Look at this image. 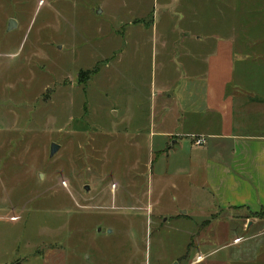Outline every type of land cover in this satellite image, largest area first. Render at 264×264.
I'll return each mask as SVG.
<instances>
[{
	"label": "rangeland",
	"instance_id": "obj_1",
	"mask_svg": "<svg viewBox=\"0 0 264 264\" xmlns=\"http://www.w3.org/2000/svg\"><path fill=\"white\" fill-rule=\"evenodd\" d=\"M36 1L0 0V264H192L209 242L217 251L201 264H264V232L229 247L244 235L230 214L217 216L216 230L207 216L197 221L201 230L192 225L185 235L177 217L162 213L193 192L174 175L161 182L162 162L154 159L165 151L148 164L145 97L161 72L152 68L150 46H135L138 35L126 33L124 48L125 39L107 35L155 1L71 0L75 13L66 26L75 40L79 26L87 31L83 49L84 41L71 49L65 31L61 40L47 38L53 27L46 10L68 5L47 0L42 13ZM97 3L102 16L89 11ZM154 7L157 18L160 1ZM258 9L245 19L264 31ZM11 19L18 26L9 31ZM248 42L264 47V39ZM68 53L70 66L63 63ZM52 143L60 146L53 157Z\"/></svg>",
	"mask_w": 264,
	"mask_h": 264
},
{
	"label": "crops",
	"instance_id": "obj_2",
	"mask_svg": "<svg viewBox=\"0 0 264 264\" xmlns=\"http://www.w3.org/2000/svg\"><path fill=\"white\" fill-rule=\"evenodd\" d=\"M154 1L151 10L120 20L107 35L122 39L126 33L128 37L138 35L135 46H150L152 68L161 72L160 83L154 79L145 97L150 107V114H145L148 164L160 160L162 183L174 175L188 184L185 190L193 192L181 197L175 211L162 213L177 217L176 230L185 235L192 225L201 230L203 224L197 225V221L207 216L206 223L216 230L220 223L217 216L228 213L236 222L230 224L244 233L235 236L229 247H239L264 232V47L248 45L249 40L264 39V31L256 25L258 20L249 23L245 19L254 8L264 17V0ZM159 1L161 11L156 18L154 6ZM36 2L42 13L49 7L47 0ZM60 3L68 6L46 10L53 27L47 38L61 40L65 31L71 49L75 41H84L83 49L88 44L87 31L79 26L81 35L75 40L78 35L73 36L66 26L75 13L71 0ZM89 11L92 16L105 12L98 3ZM56 48L61 50L62 46ZM116 51V55L123 52L115 50L113 56ZM69 53L63 62L67 66L71 65L67 63ZM158 102L162 105L159 111ZM197 136L206 138L204 146H193ZM159 151L165 152L152 160V153ZM160 194L163 196L164 188ZM148 196L153 211V191ZM251 231L254 233L249 234ZM203 247L197 249L192 264L205 262L217 251L211 242ZM206 249L205 255L202 250ZM198 256L202 257L199 261Z\"/></svg>",
	"mask_w": 264,
	"mask_h": 264
},
{
	"label": "water",
	"instance_id": "obj_3",
	"mask_svg": "<svg viewBox=\"0 0 264 264\" xmlns=\"http://www.w3.org/2000/svg\"><path fill=\"white\" fill-rule=\"evenodd\" d=\"M15 27H16V22L14 20H10L8 23V29L12 30ZM58 150H59V145L52 143L50 147V156L53 157ZM85 189L88 191V187H86Z\"/></svg>",
	"mask_w": 264,
	"mask_h": 264
},
{
	"label": "built area",
	"instance_id": "obj_4",
	"mask_svg": "<svg viewBox=\"0 0 264 264\" xmlns=\"http://www.w3.org/2000/svg\"><path fill=\"white\" fill-rule=\"evenodd\" d=\"M206 144V138L202 137V136H197V137H194L193 138V146L195 147H202ZM64 186H66V183L63 182L62 183ZM236 242H239V239L236 240ZM202 257L201 256H198L197 257V261L201 260Z\"/></svg>",
	"mask_w": 264,
	"mask_h": 264
}]
</instances>
